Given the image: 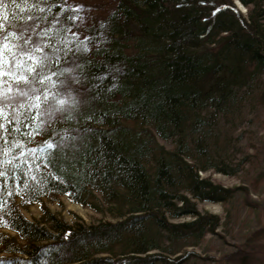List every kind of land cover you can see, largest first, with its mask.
Instances as JSON below:
<instances>
[{"label": "trees", "instance_id": "1", "mask_svg": "<svg viewBox=\"0 0 264 264\" xmlns=\"http://www.w3.org/2000/svg\"><path fill=\"white\" fill-rule=\"evenodd\" d=\"M237 1L245 13L234 0H113L87 21L70 0L0 9L5 28V15L26 21L25 39L44 47L36 55L49 57L52 82L36 87L72 98L52 119L39 117L43 96L38 109L35 96L0 107L6 117L0 120V264H185L191 258L185 247L219 223L191 197L218 202L234 191L201 177L208 166L195 158L205 152L191 136L204 127L206 111L225 113L236 90L258 76L264 102V0ZM18 35L0 41V60L17 52ZM3 80L0 92L16 91L11 77ZM160 139H173L174 146L165 148ZM60 195L107 210L113 220L68 222L44 207L32 220L21 211ZM182 217L188 219L177 220ZM217 262L264 264V245L238 246Z\"/></svg>", "mask_w": 264, "mask_h": 264}, {"label": "rangeland", "instance_id": "2", "mask_svg": "<svg viewBox=\"0 0 264 264\" xmlns=\"http://www.w3.org/2000/svg\"><path fill=\"white\" fill-rule=\"evenodd\" d=\"M70 1L79 4L82 8L81 19L87 21L93 15H101L102 8L108 7L113 0ZM234 3L240 12L247 11L239 1L234 0ZM262 79L263 76L255 77L237 89L235 101L225 113L214 114L212 108L206 111L204 127L191 136L205 152L195 158L199 166H208L207 170L199 171L201 177L234 191L225 201L218 202L191 197L199 211L215 214L219 223L212 233L206 234L197 244L185 247L193 251L185 264H221L217 260L238 246L264 245V102L259 98ZM159 141L165 148L174 146L173 139ZM215 164L226 169L233 168L235 172H218ZM43 207L68 222L113 220L109 211L92 209L64 195L44 197L42 201L22 206L21 211L27 218L38 220Z\"/></svg>", "mask_w": 264, "mask_h": 264}, {"label": "snow or ice", "instance_id": "3", "mask_svg": "<svg viewBox=\"0 0 264 264\" xmlns=\"http://www.w3.org/2000/svg\"><path fill=\"white\" fill-rule=\"evenodd\" d=\"M28 0H0V9L4 8L7 3H11L15 6H19L21 3H27ZM24 12V9H20ZM32 19V17H29ZM3 21H8L7 28H5L3 23H0V41L7 40L9 35H18V39L23 43L18 47L17 52L13 53L11 59L0 60V83H7L3 78L8 76L15 81L16 91L13 92L12 87H8L5 92H0V107L5 105H12L18 102V99L29 98L35 96L37 103L34 104L35 108H40L41 96H43L42 103L45 105V110L39 113L40 118L52 119L57 113H63L66 108L71 105L72 98L70 94L67 98H57L56 94H45L43 88H37L36 85H47L52 82V76L46 74V69L49 65L47 61L49 57L47 55H36L35 53H43L44 47L35 44L29 39H25L24 33L31 30L30 26L26 21L22 23H12L9 21V17L5 15ZM12 29L15 31L13 32ZM32 43L33 48H29L27 45ZM4 49H8V44H3ZM17 56L23 57L22 59H17ZM27 61H32L28 64ZM17 69H23L24 71L17 74ZM27 74H24V73ZM53 75H56L53 73ZM31 77V78H29ZM55 87V85H52ZM40 93V95H36ZM49 95L51 96V103L49 102ZM3 112H0V120L5 119ZM15 119V117H13ZM29 119H35V117H29ZM10 124L12 120L8 121ZM4 129V125L0 124V130ZM48 148L54 147L53 144L49 143ZM4 173L0 172V176Z\"/></svg>", "mask_w": 264, "mask_h": 264}]
</instances>
